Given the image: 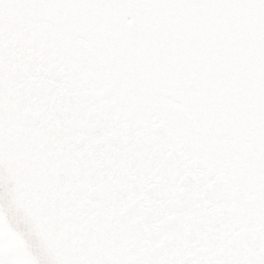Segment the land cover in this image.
Masks as SVG:
<instances>
[{
  "label": "water",
  "instance_id": "water-1",
  "mask_svg": "<svg viewBox=\"0 0 264 264\" xmlns=\"http://www.w3.org/2000/svg\"><path fill=\"white\" fill-rule=\"evenodd\" d=\"M0 39V171L58 264H235L264 237V32L151 11Z\"/></svg>",
  "mask_w": 264,
  "mask_h": 264
},
{
  "label": "snow or ice",
  "instance_id": "snow-or-ice-1",
  "mask_svg": "<svg viewBox=\"0 0 264 264\" xmlns=\"http://www.w3.org/2000/svg\"><path fill=\"white\" fill-rule=\"evenodd\" d=\"M192 8L243 13L257 34L264 32V0H0V39L24 34L49 16H66L86 33L129 31L126 21H142L151 11ZM0 264H58L45 214L30 211L14 197L0 171ZM235 264H264V237L245 241Z\"/></svg>",
  "mask_w": 264,
  "mask_h": 264
}]
</instances>
